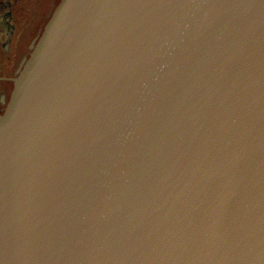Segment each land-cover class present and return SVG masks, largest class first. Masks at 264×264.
Listing matches in <instances>:
<instances>
[{
	"label": "water",
	"instance_id": "water-1",
	"mask_svg": "<svg viewBox=\"0 0 264 264\" xmlns=\"http://www.w3.org/2000/svg\"><path fill=\"white\" fill-rule=\"evenodd\" d=\"M0 264H264V0H61L0 115Z\"/></svg>",
	"mask_w": 264,
	"mask_h": 264
},
{
	"label": "flooded vegetation",
	"instance_id": "flooded-vegetation-1",
	"mask_svg": "<svg viewBox=\"0 0 264 264\" xmlns=\"http://www.w3.org/2000/svg\"><path fill=\"white\" fill-rule=\"evenodd\" d=\"M61 0H0V115L14 78Z\"/></svg>",
	"mask_w": 264,
	"mask_h": 264
}]
</instances>
